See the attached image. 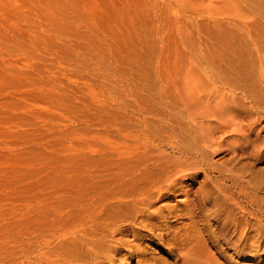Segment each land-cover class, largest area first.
<instances>
[{"label":"rangeland","instance_id":"rangeland-1","mask_svg":"<svg viewBox=\"0 0 264 264\" xmlns=\"http://www.w3.org/2000/svg\"><path fill=\"white\" fill-rule=\"evenodd\" d=\"M258 178L264 0H0L1 261L97 200L162 188L167 234H137L128 264H184L171 234L190 218L207 264H264V225L237 239L235 218H264Z\"/></svg>","mask_w":264,"mask_h":264},{"label":"bare ground","instance_id":"bare-ground-1","mask_svg":"<svg viewBox=\"0 0 264 264\" xmlns=\"http://www.w3.org/2000/svg\"><path fill=\"white\" fill-rule=\"evenodd\" d=\"M228 124V122H227ZM230 124V123H229ZM232 126L236 127L235 124H232ZM258 130V129H257ZM256 130V131H257ZM259 179V178H258ZM257 179V180H258ZM262 179V178H261ZM173 180V179H172ZM175 180V179H174ZM170 181L168 184V180L165 182V184H167L166 189L169 190L170 188H172V186L174 185L175 181ZM251 180V179H250ZM250 180L248 182V184L250 183ZM260 180V179H259ZM263 180V179H262ZM262 180H260L261 182H255V184H262L264 182H262ZM256 181V180H255ZM137 182V181H136ZM254 181H252L253 183ZM114 183V182H113ZM127 183L129 184V181H127ZM131 183V182H130ZM133 183V182H132ZM164 183V182H163ZM180 183V182H179ZM221 183V182H220ZM224 184V183H223ZM257 184V186H259ZM133 185H136L133 183ZM157 185V184H156ZM222 185V184H221ZM128 186H132V185H128ZM215 186V185H213ZM254 187H256L255 185H253ZM261 186V185H260ZM137 187V185H136ZM174 187V186H173ZM231 187V186H229ZM224 188V187H223ZM257 188V187H256ZM127 189V188H126ZM164 189V187H163ZM131 190V189H130ZM143 190V189H142ZM166 190V191H167ZM222 190V189H221ZM134 191V190H132ZM255 191V190H254ZM100 192V191H99ZM124 192V191H123ZM137 192V191H136ZM141 192V191H138ZM173 192V191H172ZM211 192V191H210ZM213 192V191H212ZM211 192V193H212ZM221 192V191H220ZM223 192V191H222ZM247 193V191H244ZM98 193V192H97ZM126 193V191H125ZM124 193V194H125ZM130 193V192H129ZM143 193V192H142ZM152 193V196L149 197H153L152 199H154V201H149V197L146 196L148 199L146 198H141L143 197L142 195H140L141 198L140 200L143 201V199H145L143 201V203L145 202V204H140L139 198L136 200V198L134 197V195L131 194H127V195H120V196H113V197H108L107 200H103L105 202L101 201H95L97 202L95 204V206L91 209L85 210V211H81L79 213L78 211V216L79 219L76 220V222H71L69 224L66 225H61L59 227H52L51 229H49L48 231L45 232V236L38 238L37 240H34L33 242H29L27 244H29V246H27L26 248H28V250H26V252H21V253H14V257H8L6 261H1L4 259L0 258V263L1 264H128V259H129V255H131V253H138V249H137V243L136 239H137V234H139L138 236L142 237L143 234V238H148L149 240L152 238V235H154L155 233H153L154 231H159L158 234H156L157 237H161L162 235H166L167 234V228L169 226V224L166 223L167 221V217H166V213L164 212V206L161 207L158 206L156 207L157 204H155L156 200H161V198L164 197V193H162V188L156 189V191L154 192H150ZM191 193V192H190ZM217 194V192H214ZM226 193V192H225ZM231 193V192H230ZM241 193V192H239ZM249 193V192H248ZM253 193V192H251ZM250 193V194H251ZM255 193V192H254ZM205 194V193H204ZM233 194V193H232ZM258 193H255V195ZM189 195V194H187ZM261 195V194H260ZM259 195V196H260ZM106 196V195H105ZM225 195H223L224 197ZM232 196V195H231ZM101 197V196H100ZM166 197V195H165ZM169 197V196H168ZM185 197H189V196H185ZM203 197V196H202ZM201 197V198H202ZM205 197V196H204ZM222 197V198H223ZM229 197V196H228ZM233 197V196H232ZM261 197V196H260ZM98 198V197H97ZM105 198V197H104ZM199 198V197H198ZM200 198V199H201ZM206 198V197H205ZM226 199V196L224 197ZM247 198V197H246ZM250 198V197H249ZM101 199V198H99ZM186 199V198H185ZM214 199V198H213ZM228 199V198H227ZM258 199V198H256ZM187 200V199H186ZM185 200V201H186ZM193 200V199H192ZM207 200V199H205ZM218 200V199H217ZM230 200V198H229ZM228 203L232 206L231 203H233V206L235 202H232L233 200H231V203ZM245 201V200H244ZM253 201V200H252ZM100 202V203H99ZM102 202V203H101ZM158 202V201H157ZM162 202V201H161ZM160 202V204H161ZM203 202V200H202ZM226 202V201H225ZM258 202V201H257ZM94 203V202H93ZM92 203V204H93ZM188 203V202H187ZM186 203V204H187ZM192 203V202H190ZM205 204V202H203ZM215 203V202H214ZM222 203V201H221ZM227 203V202H226ZM227 203V204H228ZM159 204V203H158ZM166 204V203H165ZM195 204V203H194ZM199 204V203H198ZM245 204V203H244ZM258 204V203H257ZM135 205H140L139 208V214L138 216L134 215L133 217L130 215L132 213L135 214L134 209L136 208ZM144 205V206H143ZM163 205V204H162ZM237 205V204H236ZM132 206L133 210L135 212H131L129 214L128 211H131L129 208ZM135 206V208L133 207ZM167 206L166 205V209L167 210ZM189 206V205H187ZM191 206V204H190ZM211 206V205H210ZM260 206V205H259ZM258 206V208H259ZM262 206V204H261ZM170 207V206H169ZM192 207V206H191ZM236 207V206H235ZM131 208V209H132ZM171 208V207H170ZM229 208V207H228ZM232 208V207H231ZM264 208V207H263ZM174 209V208H173ZM172 209V210H173ZM194 209V207H193ZM192 209V211H193ZM233 209V208H232ZM231 209V210H232ZM256 209V208H255ZM260 209V208H259ZM262 209V208H261ZM260 209V210H261ZM132 210V211H133ZM171 210V209H169ZM191 210V209H190ZM230 210V209H229ZM227 209V211H229ZM257 210V209H256ZM255 210V211H256ZM168 211V210H167ZM174 211V210H173ZM178 211V210H177ZM183 211V210H182ZM195 211V210H194ZM209 211V210H208ZM216 211V209H215ZM234 212V210H232ZM235 213L237 216H235V218L237 217V220L239 218L240 222H241V226L239 227V230H237L239 232L237 239L242 236V234H248L246 237L248 239H253L257 237H255L256 235H254L252 238V234L251 232H256L257 229L262 228L264 225V218L263 219H259L258 221L257 218L255 216H253L249 210H245L243 209V207H239L238 211H237V207L235 208ZM262 211V210H261ZM172 212V211H171ZM179 212V211H178ZM181 212V210H180ZM186 212V211H185ZM189 212V211H188ZM191 212V211H190ZM200 212V211H199ZM218 212V211H217ZM220 212V210H219ZM232 212V213H233ZM165 213V214H164ZM174 213V212H173ZM177 213V212H176ZM174 213V214H176ZM183 213V212H182ZM180 213V214H182ZM205 213V212H204ZM225 213V211H224ZM230 213V212H229ZM260 213V212H259ZM75 214V213H74ZM172 214V213H170ZM170 214L168 217H170ZM184 215L187 213H183ZM189 214V213H188ZM192 213H190L191 215ZM209 214V213H208ZM219 214V213H217ZM257 214V213H256ZM70 215V214H66L65 216ZM168 215V213H167ZM184 215H183V219H184ZM190 215H187L188 217ZM193 215V216H192ZM191 216L194 217L195 214H192ZM197 215V214H196ZM204 215V214H203ZM212 215V214H211ZM227 215V214H225ZM231 215V214H230ZM235 215V214H234ZM263 215H264V210H263ZM262 215V216H263ZM76 216V217H78ZM173 216V215H172ZM171 216V217H172ZM176 217L177 215H174ZM182 216V215H181ZM190 216V217H191ZM206 216V215H205ZM217 216V215H216ZM222 216V215H220ZM228 216V215H227ZM259 216V215H258ZM170 217V218H171ZM187 217V218H188ZM198 217V216H196ZM207 217V216H206ZM225 217V216H224ZM254 217V218H253ZM261 217V216H260ZM259 217V218H260ZM64 218V216H63ZM69 218V217H68ZM180 218V217H179ZM195 218V217H194ZM210 218V217H209ZM222 218V217H221ZM226 218V217H225ZM233 218V217H232ZM253 218V219H252ZM66 219V218H65ZM175 219V217H174ZM181 219V218H180ZM197 219V218H196ZM195 219V220H196ZM229 219V218H228ZM198 220V219H197ZM204 220V219H203ZM202 220V221H203ZM206 220V219H205ZM216 220V219H215ZM220 220V219H219ZM236 220V219H235ZM236 220V221H237ZM74 221V220H73ZM169 221V220H168ZM182 221V219H181ZM185 221V219H184ZM208 221V220H206ZM214 221V220H213ZM225 220H223L224 222ZM171 222V220H170ZM180 222V221H179ZM190 223H186L188 226V228H186V231L184 230V232H176L174 231L172 235L173 237V241H174V245L175 249H177L179 251V255L181 254V256L183 257V261L184 264H207V255L206 251H205V247H206V239L204 241V235L202 236L201 234V229H198V223L199 222H195L193 218H190V221H187ZM218 222V221H217ZM229 222V220H228ZM239 222V221H237ZM240 222L238 223V225H240ZM260 224L258 226V228L256 229V231L254 230V227L252 229V226H255V223ZM66 223V222H65ZM182 225V222H180ZM204 223V222H203ZM209 223V222H208ZM226 223V222H225ZM254 223V224H253ZM198 224V225H197ZM219 224V223H218ZM128 225V226H127ZM171 225V224H170ZM175 222H174V227L175 226ZM180 225V224H179ZM180 225V226H181ZM209 225V224H208ZM229 225V224H228ZM202 227V225H200ZM206 226V225H205ZM257 226V225H256ZM262 226V227H261ZM49 227V226H48ZM171 227V226H170ZM169 227V228H170ZM179 227V226H178ZM178 227L176 229H178ZM183 226L179 227L182 228ZM237 227V226H236ZM173 228V227H172ZM172 228H170L168 231L170 232V230H172ZM227 228V227H226ZM229 228V227H228ZM241 228V230H240ZM264 228V227H263ZM262 228V230H263ZM251 229L253 231H251ZM145 231V233L141 234V231ZM228 230V229H227ZM140 231V232H139ZM153 231V232H152ZM172 231V232H173ZM180 231V230H178ZM203 231V230H202ZM234 231V230H233ZM264 231V230H263ZM139 232V233H137ZM150 232H152V234L150 235ZM236 232V233H238ZM241 232V233H240ZM259 232V231H258ZM261 232V230H260ZM171 233V232H170ZM262 233V232H261ZM260 234V233H259ZM258 234V236H259ZM264 234V233H263ZM262 234V235H263ZM170 235V236H171ZM251 235V236H249ZM169 236V237H170ZM232 236V235H231ZM126 237H132V241L130 239H125ZM165 237V236H164ZM170 237L169 239L171 240ZM244 235V238H246ZM250 237V238H249ZM214 238V237H212ZM229 238V237H228ZM242 238V237H241ZM240 238V239H241ZM261 238V236H260ZM258 238V239H260ZM31 239V238H30ZM160 239V238H159ZM225 239V238H224ZM239 239V240H240ZM255 239V240H256ZM264 239V236L263 238ZM260 239V240H262ZM131 242H130V241ZM143 239H141L142 241ZM234 240V239H233ZM245 240V239H244ZM247 240V239H246ZM216 241V240H214ZM232 241V240H231ZM256 242V241H255ZM253 241V243H255ZM258 242V241H257ZM256 242V243H257ZM140 243V242H139ZM138 243V245H139ZM235 243V242H234ZM244 243V242H243ZM255 243V244H256ZM261 243V242H259ZM26 244V243H25ZM230 244V243H229ZM237 244V243H236ZM239 244V243H238ZM251 244V243H250ZM249 244V245H250ZM24 245V244H22ZM19 246V245H17ZM16 246V247H17ZM257 246V244L255 245ZM5 247V246H4ZM258 247V246H257ZM261 247V246H260ZM14 248V247H13ZM169 248V247H168ZM244 248V247H243ZM242 248V250H244ZM247 248V247H246ZM5 248H1V250ZM24 246H23V250H24ZM127 249V250H125ZM137 249V250H136ZM235 249V248H234ZM255 249V248H254ZM258 249V248H257ZM140 250V249H139ZM207 250V248H206ZM246 250V249H245ZM17 251V250H15ZM137 251V252H136ZM171 251V250H170ZM176 251V250H175ZM20 252V251H19ZM249 252V251H248ZM247 252V253H248ZM246 253V252H245ZM141 254V253H140ZM244 254V253H243ZM4 255V254H3ZM137 255V254H136ZM251 255V254H250ZM134 256V255H133ZM138 258V256H137ZM140 258V257H139ZM131 259V258H130ZM182 259V258H181ZM212 259V258H211ZM155 261V260H154ZM215 262V261H213ZM146 263V262H145ZM144 263V264H145ZM183 263V262H182ZM150 264V263H148ZM152 264V263H151ZM155 264V263H154ZM157 264V263H156ZM160 264V262H159Z\"/></svg>","mask_w":264,"mask_h":264}]
</instances>
